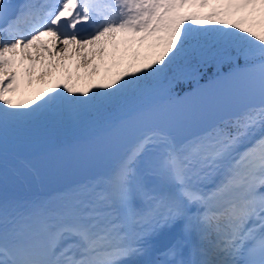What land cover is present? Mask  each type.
Listing matches in <instances>:
<instances>
[{
  "label": "snow or ice",
  "instance_id": "1",
  "mask_svg": "<svg viewBox=\"0 0 264 264\" xmlns=\"http://www.w3.org/2000/svg\"><path fill=\"white\" fill-rule=\"evenodd\" d=\"M109 48L118 71L101 82L28 93L45 54L56 68L70 51L87 64ZM194 61L226 63L233 82L258 87L260 106L183 142L151 126L107 175L58 202L0 201V264H127L141 251L136 227L146 219L197 236L196 258L178 264H264V0H0V163L9 132L107 116L176 66L197 72ZM166 119L146 109L141 122ZM121 128L112 125L108 138ZM149 144L161 149L154 170L169 190L141 178Z\"/></svg>",
  "mask_w": 264,
  "mask_h": 264
},
{
  "label": "trees",
  "instance_id": "2",
  "mask_svg": "<svg viewBox=\"0 0 264 264\" xmlns=\"http://www.w3.org/2000/svg\"><path fill=\"white\" fill-rule=\"evenodd\" d=\"M240 63L243 64V61ZM193 65L198 67L197 72H191L184 65L174 67L166 80L149 84L133 104L111 110L104 117L94 116L97 118L95 126L86 124L69 137L60 131H52L51 120L37 123L35 136L29 133V126L15 131L14 142L19 146L22 157L36 172L40 183L47 180L56 182L57 178L64 177L58 187L47 195H41V199L53 202L59 196L78 194L74 193L75 189L84 188L89 182L107 175L119 159L116 162L107 161L106 155L114 152L122 157L151 126L159 124L170 132L176 142H183L254 104H261L258 87L249 90L244 83H238L230 91L222 89L224 83L232 80L226 63L219 65L209 62L202 65L194 61ZM146 109H156L165 114L172 110L173 113L167 115L163 122L142 123L141 117ZM114 124L122 125V128L116 139L112 140L107 134ZM90 137H97L101 144L92 147V150L85 146L81 150L76 147L78 141ZM97 149L103 150L101 159L93 164L94 150ZM119 150H123V153L120 154Z\"/></svg>",
  "mask_w": 264,
  "mask_h": 264
},
{
  "label": "rangeland",
  "instance_id": "3",
  "mask_svg": "<svg viewBox=\"0 0 264 264\" xmlns=\"http://www.w3.org/2000/svg\"><path fill=\"white\" fill-rule=\"evenodd\" d=\"M205 11H208V9H205ZM112 51L113 50L109 48L108 54H105L103 58H101L99 53H97L95 59L91 60V62L87 63L85 66H82L78 63L75 55H71L68 62L62 61L61 64L56 68H53L51 60H48L46 62L47 70L43 78H41V67L40 62L38 61L36 67L31 73L34 82L32 85L28 86V93L31 94L34 92H40L42 94L43 91H47L49 88H55L58 84L63 85L65 83H67L74 89L78 88L81 90H86L90 84L101 82L109 69H111V71L118 70L113 66V56L111 55ZM91 55L92 53L90 52L89 56L91 57ZM94 67L96 68V71H93ZM68 75H70L69 82L66 80V77ZM236 84L238 83H235L232 80L227 81L222 86V89L230 91V89ZM155 103L156 102H154L153 104ZM253 106L258 107L260 105L254 104ZM171 113H173L172 110L167 112L166 114L170 116L172 115ZM96 123L97 118H95L94 116H88L81 122L70 124L69 126H66L60 120H51L50 125L52 127V131H60L65 136L69 137L75 134L77 131L83 129L86 124L93 127L96 125ZM36 124L37 123L29 125V133L32 136H35L37 134ZM16 135V132H9L3 145L2 163H0V201H7L9 203L15 202L21 205H28L33 202L41 201L39 195L42 193L52 192L61 184V182L64 180V177L62 176L60 178H57L56 180L58 181L56 182H54L53 180H47L44 184L40 185L36 172L22 157L19 146L14 142ZM100 144L101 142H98L97 137H90L88 139L78 141L76 147L81 150L84 149L83 146H85L88 147V149L92 150V147L99 146ZM147 150L148 152L146 163L143 162L141 164V178L143 182L148 187L155 188L156 190H169L168 187L170 186L168 184L166 185L165 181H163L162 185L154 181L155 178L160 175L159 172L154 170L155 161L158 158V153L161 151L159 145H152ZM94 151L96 153L93 154V164L100 161L103 150L97 149ZM118 152H120L121 154L123 153V150H119ZM106 156L107 161L113 162H116L121 158L120 156L115 155L114 152H111L110 156ZM143 158L144 156L142 157V160H144ZM46 168L47 167H45V169ZM29 180H31V182ZM56 183L57 185H55ZM67 196L71 195L59 196L53 202H58L60 199Z\"/></svg>",
  "mask_w": 264,
  "mask_h": 264
},
{
  "label": "bare ground",
  "instance_id": "4",
  "mask_svg": "<svg viewBox=\"0 0 264 264\" xmlns=\"http://www.w3.org/2000/svg\"><path fill=\"white\" fill-rule=\"evenodd\" d=\"M44 43L50 44L51 38L48 36H45L42 38ZM92 46H89L91 49ZM71 48V46H70ZM35 51V49H33ZM90 54V51H89ZM71 55H74L70 51V55L67 59H65V62H68ZM75 58L78 60V63L80 65H86L83 64L81 61V57L76 56ZM50 60L49 57L45 54L43 62H40V67L41 70L40 72L45 73L47 70V61ZM27 66V65H25ZM34 70V69H33ZM32 70V71H33ZM70 75L66 77V80L69 82ZM66 126H69L70 124H74L71 121L63 120L62 121ZM152 145L149 144L147 149L151 147ZM147 152L148 150L143 154L144 160L143 162L146 163L147 159ZM145 165V164H144ZM160 174V173H159ZM158 174V175H159ZM158 184L162 185L164 179L162 178L161 174L157 176L154 180ZM167 185V183H166ZM156 187V186H155ZM159 188V186H158ZM169 188V187H168ZM18 200V199H17ZM17 202V201H16ZM178 225V232L176 237L166 246L169 248L179 244V254L172 256L167 254V258L170 260L171 264H178L179 261H190L196 258L195 256V251H196V245H197V236L195 234L191 235H185L183 231V225L181 224H176ZM175 225H172L170 227H165V228H158L155 227V225L150 221V220H144L140 224L137 225L136 227V238L141 239L142 241V246H141V251L130 258L127 259V264H159V256L161 255L162 252L158 251V246H157V236L162 230H170L174 227ZM168 253V251H167Z\"/></svg>",
  "mask_w": 264,
  "mask_h": 264
},
{
  "label": "water",
  "instance_id": "5",
  "mask_svg": "<svg viewBox=\"0 0 264 264\" xmlns=\"http://www.w3.org/2000/svg\"><path fill=\"white\" fill-rule=\"evenodd\" d=\"M177 231L178 230H177V226H176V227L173 228L172 231H170V232H164L162 236L163 237H167L169 239V241H172L176 237ZM165 247H166V245L161 244L160 245V250H164Z\"/></svg>",
  "mask_w": 264,
  "mask_h": 264
}]
</instances>
